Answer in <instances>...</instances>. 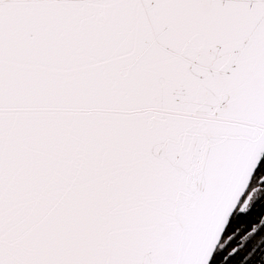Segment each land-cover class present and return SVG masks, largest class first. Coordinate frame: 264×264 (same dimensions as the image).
I'll return each mask as SVG.
<instances>
[{
  "label": "snow or ice",
  "instance_id": "1",
  "mask_svg": "<svg viewBox=\"0 0 264 264\" xmlns=\"http://www.w3.org/2000/svg\"><path fill=\"white\" fill-rule=\"evenodd\" d=\"M0 264H264V0H0Z\"/></svg>",
  "mask_w": 264,
  "mask_h": 264
}]
</instances>
